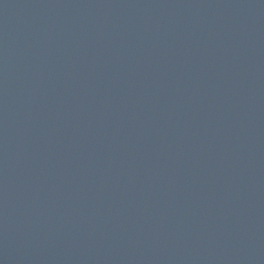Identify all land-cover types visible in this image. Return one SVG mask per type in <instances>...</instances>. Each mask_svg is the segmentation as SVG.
Segmentation results:
<instances>
[{
	"label": "water",
	"instance_id": "95a60500",
	"mask_svg": "<svg viewBox=\"0 0 264 264\" xmlns=\"http://www.w3.org/2000/svg\"><path fill=\"white\" fill-rule=\"evenodd\" d=\"M0 264H264V0H0Z\"/></svg>",
	"mask_w": 264,
	"mask_h": 264
}]
</instances>
